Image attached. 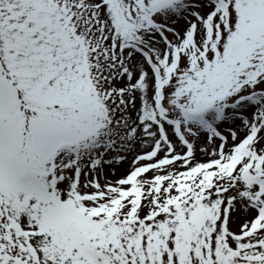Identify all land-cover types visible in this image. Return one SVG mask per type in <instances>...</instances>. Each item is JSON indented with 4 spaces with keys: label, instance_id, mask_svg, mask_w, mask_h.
Instances as JSON below:
<instances>
[{
    "label": "snow or ice",
    "instance_id": "obj_1",
    "mask_svg": "<svg viewBox=\"0 0 264 264\" xmlns=\"http://www.w3.org/2000/svg\"><path fill=\"white\" fill-rule=\"evenodd\" d=\"M0 264H264V0H0Z\"/></svg>",
    "mask_w": 264,
    "mask_h": 264
}]
</instances>
